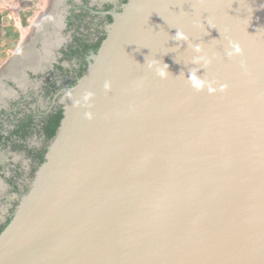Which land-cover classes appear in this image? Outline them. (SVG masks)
Returning a JSON list of instances; mask_svg holds the SVG:
<instances>
[{
	"label": "water",
	"instance_id": "obj_1",
	"mask_svg": "<svg viewBox=\"0 0 264 264\" xmlns=\"http://www.w3.org/2000/svg\"><path fill=\"white\" fill-rule=\"evenodd\" d=\"M114 16L0 264H264V0H129ZM193 68L226 90H194Z\"/></svg>",
	"mask_w": 264,
	"mask_h": 264
},
{
	"label": "flooded vegetation",
	"instance_id": "obj_2",
	"mask_svg": "<svg viewBox=\"0 0 264 264\" xmlns=\"http://www.w3.org/2000/svg\"><path fill=\"white\" fill-rule=\"evenodd\" d=\"M125 1L47 0L30 25L29 41L22 49L17 44L4 62L0 70V229L13 220L31 193L59 135L67 92L94 63L109 37L114 14L123 12ZM27 14L32 16L31 11ZM59 115L62 119L56 127ZM9 200L11 204L3 208Z\"/></svg>",
	"mask_w": 264,
	"mask_h": 264
},
{
	"label": "rangeland",
	"instance_id": "obj_3",
	"mask_svg": "<svg viewBox=\"0 0 264 264\" xmlns=\"http://www.w3.org/2000/svg\"><path fill=\"white\" fill-rule=\"evenodd\" d=\"M47 0H37V2H32L31 0H0V14L2 15L1 24H0V33H5V28L13 25L15 22H20L25 18L26 25L18 24L17 28L21 33V38L18 41V45L23 48L29 39L27 38L29 32L32 30L30 25H34L36 17L41 15V11L44 10L46 7ZM28 11H31L32 16L29 17L27 14ZM36 24V23H35ZM6 41L3 40V44ZM20 49V50H21ZM12 50L7 49V53L10 54ZM4 60L0 63V70L3 69L2 67L5 65ZM12 196L10 197V199ZM11 202L3 203V208H6L10 205Z\"/></svg>",
	"mask_w": 264,
	"mask_h": 264
},
{
	"label": "clouds",
	"instance_id": "obj_4",
	"mask_svg": "<svg viewBox=\"0 0 264 264\" xmlns=\"http://www.w3.org/2000/svg\"><path fill=\"white\" fill-rule=\"evenodd\" d=\"M174 39L176 41H187L188 37L186 34H184L182 31L176 30V34L174 35ZM194 52L196 53L194 63L198 65H203L205 67L209 66L212 63V59L204 52L203 48L199 45L192 46ZM227 55L229 58H234V57H240L243 55V49L240 46L239 43L230 41L229 42V50L227 52ZM150 67H155V63L153 65H150ZM169 66L167 64H164L163 68L156 67L157 74L162 78L166 79L168 76V71L165 69H168ZM188 81L191 85V87L200 92L207 90L209 94H214L217 91L223 92L226 90L227 85H221L219 89L213 86V84L205 79L202 78L200 75V69L198 68H193L189 74H188ZM106 88L108 85L105 86ZM85 101L90 99V94L85 96Z\"/></svg>",
	"mask_w": 264,
	"mask_h": 264
},
{
	"label": "trees",
	"instance_id": "obj_5",
	"mask_svg": "<svg viewBox=\"0 0 264 264\" xmlns=\"http://www.w3.org/2000/svg\"><path fill=\"white\" fill-rule=\"evenodd\" d=\"M128 1L129 0H126L125 3ZM1 18H2V15L0 14V24H1ZM25 18L26 17H24V19L22 20V25H26ZM5 31H6L5 33H0V63H2L4 60L8 58L9 54L7 53V49L13 50L17 46L19 37H20V31L14 25L6 27ZM3 40L6 41L5 44H3ZM61 119H62V116L59 115L56 120L57 122L56 127L60 124ZM56 129L57 128H54V131L52 132L53 134L55 133ZM11 221L12 220H9L7 224L0 229V235L9 226Z\"/></svg>",
	"mask_w": 264,
	"mask_h": 264
},
{
	"label": "bare ground",
	"instance_id": "obj_6",
	"mask_svg": "<svg viewBox=\"0 0 264 264\" xmlns=\"http://www.w3.org/2000/svg\"><path fill=\"white\" fill-rule=\"evenodd\" d=\"M57 21V20H56ZM37 55H39V54H37ZM16 69V68H15ZM15 76V75H14Z\"/></svg>",
	"mask_w": 264,
	"mask_h": 264
}]
</instances>
